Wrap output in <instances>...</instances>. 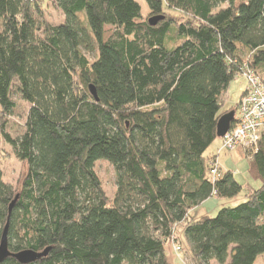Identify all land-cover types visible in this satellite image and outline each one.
Returning a JSON list of instances; mask_svg holds the SVG:
<instances>
[{"label":"trees","instance_id":"1","mask_svg":"<svg viewBox=\"0 0 264 264\" xmlns=\"http://www.w3.org/2000/svg\"><path fill=\"white\" fill-rule=\"evenodd\" d=\"M45 1L0 0V159L4 142L27 165L17 187L0 169L8 249H48L26 264H173L171 244L194 264H253L264 252V132L243 150L260 186L214 216L190 212L242 189L204 152L244 66L264 82V0H145L146 16L136 0H51L56 25ZM13 92L29 105L15 138L4 121ZM100 159L115 171L111 198Z\"/></svg>","mask_w":264,"mask_h":264},{"label":"rangeland","instance_id":"2","mask_svg":"<svg viewBox=\"0 0 264 264\" xmlns=\"http://www.w3.org/2000/svg\"><path fill=\"white\" fill-rule=\"evenodd\" d=\"M140 5V12L142 16L148 13V7L145 0H136ZM244 0H235V4ZM45 9V18L52 25L61 23L64 20V15L61 10L52 5L51 0H46L43 3ZM245 51H241L242 57ZM92 59V56H91ZM261 73V72H260ZM264 76V73H261ZM245 85V80L241 75H238L229 87V97L225 103L224 108H229L235 105L239 90ZM12 99L15 102V107L11 115L3 116L6 122L5 131L13 138L20 137L25 131L26 112L29 107L28 103L21 98L18 93L13 92ZM4 156L0 159L1 178L4 182H8L14 186H18L25 176L27 165L20 161L12 152L8 145L1 144ZM220 137L211 143V145L204 152V156H217V162L222 172L230 171L235 180L241 184V191L233 198H219L216 195H211L206 200L201 202L198 206L190 212L191 219H198L201 216H214L221 207L234 206L245 200V194L249 188L256 189L261 182L258 179H253L249 175V158L246 152L238 149L231 151H219ZM241 149V148H240ZM94 170L99 177L102 188L110 198L115 191V171L113 166L106 160L100 159L94 163ZM167 252L169 253L173 264H194L184 252L175 251L173 245H167ZM210 264H216L211 262ZM253 264H264V252L259 254Z\"/></svg>","mask_w":264,"mask_h":264},{"label":"built area","instance_id":"3","mask_svg":"<svg viewBox=\"0 0 264 264\" xmlns=\"http://www.w3.org/2000/svg\"><path fill=\"white\" fill-rule=\"evenodd\" d=\"M245 80V87L238 100L234 121L223 136L220 137L219 151H231L236 148L254 149L264 132V82L248 65L239 73ZM213 178L219 176L218 169H210ZM175 251L182 249L174 245Z\"/></svg>","mask_w":264,"mask_h":264},{"label":"water","instance_id":"4","mask_svg":"<svg viewBox=\"0 0 264 264\" xmlns=\"http://www.w3.org/2000/svg\"><path fill=\"white\" fill-rule=\"evenodd\" d=\"M162 18L163 15L151 16L148 19V23L150 25H155ZM89 90L90 93L94 96V98L97 99L95 88L93 85H89ZM234 114H235L234 110H231L220 116L216 125L217 137L223 136L225 132L229 129L230 123L234 119ZM7 228H8V223H6V225L4 226V229L0 237V261H2L6 257L11 256L15 258L19 263L26 264L36 260L40 256L45 255L47 253L48 250L47 248L41 252H37L32 249H22L16 252H11L8 249V245H7Z\"/></svg>","mask_w":264,"mask_h":264},{"label":"crops","instance_id":"5","mask_svg":"<svg viewBox=\"0 0 264 264\" xmlns=\"http://www.w3.org/2000/svg\"><path fill=\"white\" fill-rule=\"evenodd\" d=\"M229 87H230V86H229ZM244 87H245V85L243 86V88H242L241 90H239L238 99H237V101H236L235 105H234V106H232V107H229L231 110H234V111H235V109H236V105H237V102H238V100H239V97H240L241 93H242V92H243V90H244ZM228 91H229V89H228ZM228 97H229V94H228ZM227 100H228V99H227ZM229 108H226V109H229Z\"/></svg>","mask_w":264,"mask_h":264}]
</instances>
